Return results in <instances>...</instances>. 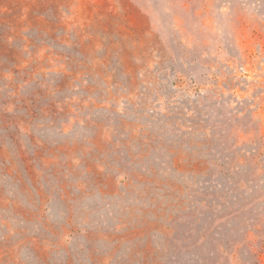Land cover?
<instances>
[{"label": "rangeland", "instance_id": "374dc122", "mask_svg": "<svg viewBox=\"0 0 264 264\" xmlns=\"http://www.w3.org/2000/svg\"><path fill=\"white\" fill-rule=\"evenodd\" d=\"M0 264H264V0H0Z\"/></svg>", "mask_w": 264, "mask_h": 264}]
</instances>
